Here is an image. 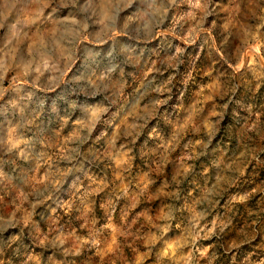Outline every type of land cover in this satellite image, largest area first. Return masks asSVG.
Returning a JSON list of instances; mask_svg holds the SVG:
<instances>
[{
    "label": "clouds",
    "instance_id": "obj_1",
    "mask_svg": "<svg viewBox=\"0 0 264 264\" xmlns=\"http://www.w3.org/2000/svg\"><path fill=\"white\" fill-rule=\"evenodd\" d=\"M264 0H0V264H264Z\"/></svg>",
    "mask_w": 264,
    "mask_h": 264
},
{
    "label": "rangeland",
    "instance_id": "obj_2",
    "mask_svg": "<svg viewBox=\"0 0 264 264\" xmlns=\"http://www.w3.org/2000/svg\"><path fill=\"white\" fill-rule=\"evenodd\" d=\"M259 175L264 176V172H260V170H257Z\"/></svg>",
    "mask_w": 264,
    "mask_h": 264
}]
</instances>
